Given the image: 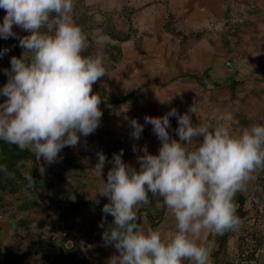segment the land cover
I'll list each match as a JSON object with an SVG mask.
<instances>
[{
  "label": "clouds",
  "instance_id": "1",
  "mask_svg": "<svg viewBox=\"0 0 264 264\" xmlns=\"http://www.w3.org/2000/svg\"><path fill=\"white\" fill-rule=\"evenodd\" d=\"M0 9L6 12L0 38H17L24 49L20 58H11L10 70H4L8 82L0 89V97H6L0 103V140L50 166L59 162L62 149L76 147L82 136L100 126L102 99L93 86L107 75L104 57L83 54L87 36L72 15L74 0H0ZM14 26L30 34L19 38ZM9 50L0 51V57ZM200 103L194 101L183 115L173 108L162 117L145 116L161 147L154 155L147 146L138 150L134 145V152H143L137 155L139 169L125 163L123 150L111 161L103 152L96 154L91 171L97 176L112 164L103 189L109 203L102 209L100 227L108 215L114 218L102 240L119 255L110 257L108 264H209L210 251L200 243L202 233L239 230L242 220L235 196L264 169V125L236 132L230 112L214 124H194L193 114L200 121ZM171 117L178 121V139L169 132ZM130 127L131 137L139 140L144 125L131 119ZM39 171L43 175L45 166ZM149 193L162 198L174 216L176 231L170 237L140 224L135 209L150 202Z\"/></svg>",
  "mask_w": 264,
  "mask_h": 264
},
{
  "label": "rangeland",
  "instance_id": "2",
  "mask_svg": "<svg viewBox=\"0 0 264 264\" xmlns=\"http://www.w3.org/2000/svg\"><path fill=\"white\" fill-rule=\"evenodd\" d=\"M203 1L205 0H74L72 15L75 22L83 28L87 36V48L83 54L89 53L90 56L103 55L107 75L102 77L99 83L106 91L107 101L113 103L112 106L101 109L103 117L97 130L88 137H81L76 148L79 159L87 162L95 159L92 163H89L95 166L98 152H103L111 161L114 153L123 150L125 154L123 157L127 156L129 158H122L125 163L132 164L139 169V164L136 162L137 155H143V152H134L133 146L135 145L138 150L147 146L149 153L154 155H158L160 148V141L154 135L152 125L145 124V116L162 117L173 108L180 115H183L188 112L194 101L198 100L201 101L199 104L200 119L204 117V112L210 116L219 115L221 107L219 108L217 103L221 99H227L225 94L213 92L212 89H202L200 83L192 79L185 78L180 81H173L179 75L178 66L187 71L199 70L203 72L210 65V56L206 60L202 58L206 63H203L199 57L198 51L202 52L204 49L203 44L199 46L202 40L194 42L186 59L180 60L181 40L166 31V25L170 22L177 30H184L187 33L195 32L185 27L187 17L190 16V14L185 15V13H189V11H197V14L202 13ZM222 1L226 8L228 21L230 20V23H233L234 13L237 11L235 8L233 9L234 0ZM210 2L209 0V4ZM5 15V10L0 9V16ZM128 27H130L131 38L125 43L112 40L104 33V29L107 28L117 31L119 28L127 29ZM13 31L20 37L30 34L16 26L13 27ZM205 32L215 34L214 30H205ZM0 41V45H2L0 51H3L5 48L9 49L12 38L7 40L1 38ZM210 41V45H216L214 40L211 39ZM8 56L9 53L7 52L6 55L0 57V89L6 83L4 70L8 69ZM28 56L31 57V53H28ZM5 99L6 97H0V103L4 102ZM256 107L258 111L261 109L259 103ZM257 113L261 114L260 111ZM105 116L112 117L116 128L112 137L100 139L95 133L102 128ZM131 119H136L144 125V131L139 140H134L131 137L133 131L130 127ZM192 119L194 124L199 123L195 121L197 117L194 114ZM170 121L171 128L169 132L171 134L175 132L174 129L178 128L179 125L175 117H171ZM202 121L200 123L203 124ZM89 137L93 139L95 149L93 152L90 151L87 142ZM40 165L41 162L39 161ZM111 167L112 164L107 163L104 169ZM254 176L255 179L250 181L244 190L236 194V196L247 194L248 190H251L252 196L249 197L246 206L247 217L242 221L239 230L235 231V237L230 241L228 251L219 257L218 264H264V169H259L254 173ZM65 177L67 178L66 174ZM94 181L99 188H94V193L92 192L90 199L99 202V205L100 203L105 205L106 203L100 200L101 196L105 197L102 189L105 182H98L96 179ZM63 184L60 185L61 188H68ZM13 188L16 189L17 184ZM69 188L71 189V187ZM85 188L82 186L77 190H73L72 193L69 191V194L65 196L66 199H61L59 195H54V193H51V196L57 200L67 202L77 197L80 194L79 190L84 192ZM17 204L15 199L13 200L0 191V221L23 220L22 215H24V212L18 211ZM144 206L141 204V207ZM77 210L78 208H74L72 214ZM80 211L84 212L85 209ZM62 223L59 233L67 230V225L64 221ZM25 224L24 230L26 231L23 236L13 232L12 234L9 233L6 239L0 241V264H63L65 263L63 260L68 261V258H73L64 249H68L66 247L68 241L73 242L71 249L75 248L73 251L74 261L77 264L86 262L97 264L88 256H85L86 252L82 251L85 249L83 244L77 242L78 238L76 236L69 237L70 232L62 239L61 249H58L56 245L43 247L42 244L36 245L32 240L27 242L30 234L38 239H48L51 236L56 239L55 242L58 236L32 232L34 227L30 229ZM156 229L161 230L166 237H170L176 231V221L170 209H166L165 221ZM2 232L3 230L0 227V237ZM211 234L210 231L202 233L200 243L210 251L209 264H214L212 254L216 250V245L211 239ZM24 240L27 245L20 247L23 246ZM39 246L41 247L37 249ZM184 264H194V262L185 260Z\"/></svg>",
  "mask_w": 264,
  "mask_h": 264
},
{
  "label": "crops",
  "instance_id": "3",
  "mask_svg": "<svg viewBox=\"0 0 264 264\" xmlns=\"http://www.w3.org/2000/svg\"><path fill=\"white\" fill-rule=\"evenodd\" d=\"M210 1V4L209 0L202 2V13L200 14H197V11H189V13H185V15L190 14V16L187 17V23L185 22V27H188V29L191 31L199 32L205 30H214L215 32L211 39H215V41L217 39V44L214 46L210 45V39H203L201 44H199V46L203 44V51L200 52L197 50L203 63H206L204 60L210 56V65L206 67L203 72L199 70L184 71L201 72L203 75V80H192L199 82L202 89H212L213 92L225 94L227 99H221L218 101L217 106L219 108L221 107L219 109L220 113L218 116H210L204 112L205 115L202 119H200V121L203 120V123L214 124L221 115L227 112L232 113L234 120L242 116H246L251 119L259 117L264 120V0L233 1V9L235 8V10L239 12L238 13L235 11L233 24H239L241 26V29H239L238 33L240 37L237 35L240 38V44L233 50L231 48H226L219 42L221 40V35L226 33V26L228 25L224 3L222 0ZM242 33L243 36L241 37ZM204 50L208 53L206 54ZM180 75L181 72L179 71V75L175 78L179 77ZM182 79L185 78H178L173 81H180ZM233 86L236 87L233 88ZM257 103L260 104L261 109L259 111L261 114L257 113L259 112L256 107ZM195 121L200 122L198 119ZM234 131H236V129H234ZM94 160L95 159H92L89 162L83 161L85 163H92ZM90 165L92 168L95 167L92 164ZM30 168L31 167L29 166V169ZM106 169L107 168L104 170ZM65 174L67 175V178L65 179L63 185L68 188H57L56 190L51 191V193H54V195H59L61 199H66L65 196L69 194V187L77 190L82 186H86L87 189L92 188L93 193L95 189L99 188V186H97L98 184H96L93 178L89 179L87 177V170L74 172L67 169ZM27 175L28 173L25 174V176ZM70 176L72 177L71 179L69 178ZM104 187L105 186L102 185V189H104ZM82 192V190L79 192L80 195L83 194ZM5 195L11 197L14 200L13 194ZM25 196L26 199L23 201L18 202L15 200L18 203L16 205L18 211H23V207L28 205L29 202H32V198H30L28 194H25ZM149 197L152 198L151 193H149ZM92 200L94 201V199ZM72 201H74V198H72ZM99 206L102 209L104 207L102 203H100ZM140 207L141 205H138L135 210H140ZM142 208L143 207H141V209ZM81 209L85 208H78V210L74 212V218L69 216L71 221L68 223L66 220L67 230L63 233L62 231L61 233L58 232L60 231L59 228H61L63 225L62 212L58 209L52 210L50 215L46 218H43L46 213L44 210H35L32 212L27 209V211H23V220L21 219V221H19L10 219L6 221H10L11 224L9 228L10 234L15 232L19 236H23L26 231L24 230V224L26 223L25 225L29 226L30 229L34 227L32 232H42L49 235L58 236L56 242V239L50 236L48 239H41L44 240L42 243H38L37 241L39 239L33 234H30L29 240L27 242L32 240L36 243V245L42 244L41 246L43 247L56 245L58 249H61V241H63L62 239L70 232L71 234L69 237L72 238V236H76L78 238L77 242H81L83 244L85 249L82 251L86 252L85 256H88L97 264H108L109 258L114 255H119V253L114 246L105 245V242L102 240L103 232L108 228L107 224L101 228L100 224L104 220L103 217L93 212L92 209H85L84 212L80 211ZM26 235H28V233H26ZM25 242L26 241L24 240L23 246L20 247H25L27 245V242ZM68 244L69 241L66 243V246ZM71 244H73V242H71ZM41 246L37 247V249Z\"/></svg>",
  "mask_w": 264,
  "mask_h": 264
},
{
  "label": "trees",
  "instance_id": "4",
  "mask_svg": "<svg viewBox=\"0 0 264 264\" xmlns=\"http://www.w3.org/2000/svg\"><path fill=\"white\" fill-rule=\"evenodd\" d=\"M3 18L4 16H0V23L3 22ZM230 22H231L230 20L227 22L228 25L226 26V33H223L221 35V40L219 42L226 48H229V49L231 48L233 50L240 44V38H239L240 36L238 35V33H239V29H241V26L239 24L236 25ZM104 31H105L104 32L105 36L111 38L112 40L121 42V43L128 42L131 38L130 37V27H128L127 29L119 28V30L117 31L112 28H107V29H104ZM166 31L169 34H172L174 37L181 40V51H180V57H179L180 60L186 59L188 55V51L194 42H197L203 39L211 40L214 34V33L205 32V31L187 33L184 30H177L175 27H173L172 23L170 22L166 25ZM242 36H243V33L241 34V37ZM18 37L23 38L20 36ZM212 40H214L215 44H217L216 43L217 39L216 41L215 39H212ZM9 49L10 50L8 51L9 53L8 69L10 70L11 58L13 56L20 58L24 52V49H22L19 46V39L17 38H12ZM26 55H28V53ZM84 55L90 56L89 53H85ZM178 69L181 72V75L173 80H176L178 78L180 79L189 78V79H196L199 81L203 80V75L199 72H185L181 66H178ZM5 78H6V83H7L8 77L5 76ZM6 83L3 84L2 87H4ZM235 87L236 86H233V88ZM93 93L99 94L102 99V103L100 104V109L113 105V103L107 101L105 97L106 91L101 86L99 81L93 86ZM235 121L236 123L233 125V128L236 129L237 132H239L243 128L251 127L252 125H264V120L259 117L251 119L246 116H242V117L236 118ZM115 128H116V125L112 117L105 116L103 118L102 128L100 129V131H97L95 134L100 139L104 137H112L114 135ZM170 135H172L173 138L178 139V136L176 135L175 132L171 133ZM87 142L89 144L90 151L91 152L95 151L93 147V139L89 137V140ZM160 147H161V142H160ZM76 148L77 146L76 147H65L64 149H62V151L59 154V162L54 163L50 166L47 165L43 160L40 161L41 165L45 166V173L41 175L39 171V168L41 166L40 165L33 178L34 188H35L36 193L39 196L53 198L50 193L51 191L56 190L57 188L61 189L60 185L64 183L66 179L65 171L67 169H70L71 171L87 170L88 178L96 179L98 182L107 181V173L111 168H107L105 172L103 173L102 177L94 175V173L91 171L92 166L89 163L83 162L81 159L77 157ZM122 158L129 159L127 156H124ZM34 164H35V159L33 158L30 151H27V150L21 151L15 144H11L4 140H0V191L4 192L5 194H13L14 199L18 202L26 199L25 194H28V196L32 198V202H29L28 205L24 206L22 210L27 211V209H29L32 212H34L35 210H44L46 213L43 218H46L47 216H49L52 210H56V209L61 210L62 219L66 225V219L69 216H72L74 218V214H72V211L74 210V208L59 209L54 204L50 202L41 201L37 197H34L31 194L28 188V180L33 171ZM29 166L31 167L30 169H29ZM26 173H28L27 176H25ZM16 184H17V188L15 189L13 188V186H15ZM85 189L86 190L83 192L82 195L79 194L77 197L74 198V201L69 200L65 202L64 200H57L56 198H53V199L61 203H74L76 205L92 204V205L99 206V202L95 200L93 201L90 199L92 197L93 189L92 188H88V189L85 188ZM73 190H74L73 188L68 189V191H70L71 193ZM80 191L81 190H79V192ZM250 196H252V193H251V190L249 189L247 194H239L235 197V202L237 204V215L241 218L242 221H244L247 217L246 206H247L248 199ZM100 200L104 203L106 202L109 203V200L106 196L105 197L101 196ZM163 207H164V204H163L162 198L154 199L150 197V202L147 205H145L142 209L140 208L137 214L145 210L151 214L153 220H158L162 214ZM92 211L99 214L103 218L105 216L102 213H99L95 210H92ZM164 221H165V215H164L163 221L157 225L154 224L152 220L146 215H143L140 218V224L145 230L149 228L155 230ZM106 224L108 227L109 225L112 224V222L107 218ZM210 236L216 245V250L212 254V259L214 261V264H218L219 257L228 251L230 241L235 237V232L228 231L223 235H217V234L212 233ZM43 241L44 240H41L40 238L38 240V243H42ZM64 249L70 255H72L73 258H68V261L63 260L65 261V263L63 264H77L74 261L75 255L73 251L75 248L71 250H68L66 248ZM57 264H60V263H57ZM80 264H94V263L86 262V263H80Z\"/></svg>",
  "mask_w": 264,
  "mask_h": 264
},
{
  "label": "water",
  "instance_id": "5",
  "mask_svg": "<svg viewBox=\"0 0 264 264\" xmlns=\"http://www.w3.org/2000/svg\"><path fill=\"white\" fill-rule=\"evenodd\" d=\"M33 158H35V155L33 153H31ZM38 166H39V161L35 160V165H34V169L29 177V180H28V188L30 190V192L35 196L37 197L39 200L41 201H44V202H50L52 204H54L56 207H59V208H63V209H69V208H85V209H93L99 213H102L103 215H105L102 211V208L99 207V206H96V205H92V204H83V205H76V204H63V203H60L56 200H54L53 198L51 197H41L39 195H37V193L35 192V189H34V185H33V178H34V175L38 169ZM166 206L164 205L163 207V210H162V214L160 216V218L158 220H153L151 214L148 212V211H141L139 214H138V217H139V220L141 218L142 215H146L147 217H149L152 222L154 224H159L163 221V218H164V215H165V211H166ZM107 218L113 222V218L111 215H108ZM71 221V218L69 217L67 219V222L69 223ZM252 225V223H250ZM10 222L9 221H0V227L2 228L3 232L1 234V237H0V241H3L4 239H6L9 235V228H10ZM69 226V225H68ZM68 249H71L72 247V244L71 242H69V244L66 246Z\"/></svg>",
  "mask_w": 264,
  "mask_h": 264
}]
</instances>
